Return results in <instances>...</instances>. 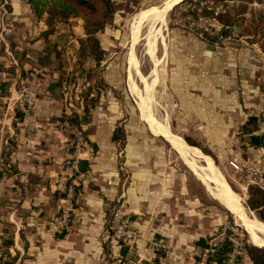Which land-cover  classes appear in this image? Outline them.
Returning <instances> with one entry per match:
<instances>
[{
  "label": "rangeland",
  "instance_id": "1",
  "mask_svg": "<svg viewBox=\"0 0 264 264\" xmlns=\"http://www.w3.org/2000/svg\"><path fill=\"white\" fill-rule=\"evenodd\" d=\"M8 1L0 0V10L5 12L8 9L6 7ZM112 1L117 5L114 15L96 32L103 48L99 64H95L93 56L81 53L80 39L86 40L87 36L82 15L69 14L67 17H57L52 32L44 35L43 30L48 27L46 17L44 15L38 18L30 6L31 18L20 20L21 30L12 32V37L8 36L5 42L6 54L10 57L11 63L7 57H2L0 62V82L11 77H13L11 82H14L12 90L8 89L10 83L6 89H0V99L12 103L15 112L18 109L17 111L29 115L36 107L37 98L44 99L47 107L45 109L49 111V121L55 122L54 125L64 138L68 137L66 141L68 156L62 163L60 174L63 195L64 187L72 177H75V210L68 231L76 217L75 200L79 192L76 185L79 184L80 173L79 170L74 173L73 169L68 170L66 166L76 155L79 157L86 155L93 159V156L99 153L92 140H89L97 133L101 147L108 146L113 149V166L119 187L117 196L106 204L107 214L117 216L115 220L108 221L110 234L118 242L131 248L139 238L146 236L153 257L157 256L162 260L169 258L177 249L184 251L182 247L175 249L172 238L166 234L159 232L145 234L142 223L145 222L144 218L150 217L151 211L145 207H142V210L129 209L128 188L134 182L131 172L135 165L124 144L127 142L138 144L139 139L133 137L140 133H151V130L159 134L158 141L162 143L159 148L162 152L159 154V162H164L168 169L172 165L178 175L183 173L191 197L195 201H201V211L211 220L208 235L216 233L221 225L230 229L236 249L241 255L238 264H250L243 245L256 244L251 234L245 229L239 217L228 210L221 200L218 201L219 198L212 189L210 190L211 185L208 181L203 176L194 175L181 152L162 133L150 128L130 88L132 24L138 16L159 8L168 0ZM192 3L209 9L214 7L212 13L202 12L212 23L208 30H204L202 24L195 22V10L189 8ZM217 12H222L225 18L230 15V21L225 24L217 16ZM256 22L258 26H255ZM222 28H225L223 33ZM200 31H203V36L197 33ZM190 36L201 43L199 49L192 44ZM212 36H215V39ZM0 39V42L4 41L1 36ZM178 39H182L184 43L178 42ZM154 40V35L146 44L141 40L135 46V54L141 73L144 75L154 73V97L159 104V115L167 118L169 132L178 135L183 142L186 141L184 136L192 135L196 140L190 138L198 143V146L193 147L200 146L202 151L205 150L203 151L205 154L198 149L214 160L211 159L218 169L223 185L236 191L244 199L246 207L259 217V211L262 209H252L247 201L250 185L264 190V148H260L263 149L262 152L260 150L256 152L254 150L256 146L246 145L247 135H242L241 129L249 113L264 115V0H179L168 9L155 44L152 43ZM206 43L215 45L218 50L213 54L216 55V62H220L216 67L209 60L213 52L212 49L205 48ZM178 51H184L185 55L189 53L182 61L186 66L184 75L187 77L183 86L186 87L184 93L178 92L181 88L178 84L182 66L181 61L176 58ZM193 52L196 54L191 55ZM4 64L9 71H1L5 67ZM133 78L142 95H146L140 74L135 70ZM50 85L53 87H49ZM22 87H26L30 94L29 106L24 104L26 108L24 110L18 106L24 103L23 95H20ZM235 87H240V92L235 91ZM47 88H50L48 92ZM91 95H98L95 102L91 101ZM16 97L18 101H15ZM254 99L259 100L258 104H254ZM225 101L230 102L228 106ZM44 102L42 100L40 104ZM86 102L89 105L87 114L84 110ZM235 104L238 106H234ZM115 125L124 128V137L113 141L108 135ZM256 131L264 132V121H259ZM126 132L129 134L127 140ZM80 140L82 142L76 147V141ZM186 142L184 143L190 144ZM3 144L0 171L9 166L4 157ZM233 157L241 163L242 169L238 170L228 163ZM254 170L258 171L257 174L253 173ZM174 177L175 172L171 179ZM254 179L260 180V184L254 182ZM172 180L168 181V185L173 183L178 185L176 179ZM158 185L162 187L160 182ZM166 215L171 214L167 211H155L154 216L161 221L160 218L166 219ZM131 218H134L133 221ZM163 221H167L168 224V220ZM119 229H123L124 233L117 237L115 234ZM150 232H155V229ZM1 246L4 251V246L2 244ZM190 246L191 254L199 251L196 245ZM201 257H204V254ZM7 258L8 255L5 253L2 259ZM184 259L187 260L188 257Z\"/></svg>",
  "mask_w": 264,
  "mask_h": 264
},
{
  "label": "crops",
  "instance_id": "2",
  "mask_svg": "<svg viewBox=\"0 0 264 264\" xmlns=\"http://www.w3.org/2000/svg\"><path fill=\"white\" fill-rule=\"evenodd\" d=\"M29 6L24 0H9L6 6L8 9L5 12L0 10V36L4 38L2 39L4 41L0 42V62L2 57H7L11 63L10 57L6 54L5 42L8 36L12 37V32L21 30L20 20L31 18L32 11ZM4 29L6 30L3 31ZM192 38L191 36L189 38L192 44L199 49L201 43ZM177 41L184 43L182 39ZM207 45L206 43L205 48ZM217 51L215 46L209 57L215 67L220 63L216 62V55L213 56ZM190 54L195 55L196 53ZM187 55L189 53L185 55L184 51H178L176 56L177 60L182 63L180 84H178L181 86L178 92L182 93L186 90L183 86H185V80L187 81L184 75L186 66L182 61ZM20 62L22 63V60ZM7 70L6 65L1 69L3 72ZM12 78H9V91L12 90L11 87L14 84L11 82ZM153 83L151 88L154 93ZM48 89L50 88H47V92ZM234 90L240 92V87H235ZM44 93L45 90L42 96ZM42 100L44 102V99L37 98L32 114L21 112L20 117L12 109V103L0 99V122H2L0 140L5 137L7 141L3 144V153H8L6 160L8 164L11 163V167L1 171L0 175V244L5 238L10 241L5 244L6 247L3 245L4 251L9 252L7 255L15 257V264H192L194 254L190 253L192 251L190 245L194 247L199 236L209 234L211 220L206 218L205 213L201 211V201H195L191 197L190 190L185 183V175L183 173L178 175L172 165L168 169L164 162H159V154L162 153L159 148L162 143L158 141L159 134L151 130V133H140L133 137V139H139L138 144L132 142L124 144L125 150L135 165L131 172L134 182L128 188L129 209L142 210V207H145L151 211L150 217L144 218L145 222L142 223L145 234L156 232L166 234L172 238L175 249L182 247L184 251L174 249L175 253L162 260L157 256L153 257L146 236L139 238L131 248L118 242L110 234L108 221L115 220L117 216L112 217L107 214L106 204L117 196L119 187L113 166V149L108 146L101 147L97 133H94L95 137L89 140H92L93 146L99 153L93 156V159L86 155L78 159L79 161L81 158H86L87 163L85 169L79 171L81 181L79 180V192L76 197V217H74L70 231L60 235L61 231L56 230L51 222L63 197H61L63 181L60 174L62 163L68 156V143H66L68 137L64 138L54 125L55 122L49 121V111L45 109L47 108L45 102L40 104ZM254 100L257 101H254V104H258L259 100ZM225 102L227 106L230 103ZM160 119L166 123L167 127V118L160 116ZM7 126L10 127V131ZM112 132L108 136L114 141ZM128 135L126 132V140ZM189 136L195 139L192 135ZM180 140L182 141L181 138ZM260 148L262 147L254 148V150L262 152L263 149ZM189 161L194 162L191 159ZM174 172L175 177L172 180L171 176ZM175 179L179 182L178 185L174 183L168 185V181ZM159 182L162 187H159ZM203 186L205 188V184ZM155 211H167L171 215H166V219L160 218V221L157 216H154ZM163 220H168V224ZM154 229L155 232H150ZM185 257L188 259L185 260Z\"/></svg>",
  "mask_w": 264,
  "mask_h": 264
},
{
  "label": "trees",
  "instance_id": "3",
  "mask_svg": "<svg viewBox=\"0 0 264 264\" xmlns=\"http://www.w3.org/2000/svg\"><path fill=\"white\" fill-rule=\"evenodd\" d=\"M31 7L33 13L41 18L45 15L46 23L48 27L43 30V34L47 35L53 30V23L57 17H67L69 14H79L82 15L84 19V27L86 31V40H81V53L89 54L93 56L95 64H99L102 55L103 48L100 44V39L96 35V32L104 27L107 20L111 19L114 15L117 5L112 0H25ZM191 1V0H190ZM214 7L206 8L199 7L197 12L212 13ZM194 12V11H193ZM217 16L227 24L230 21V15L224 17L222 12H217ZM258 26V22L255 23ZM221 32H225V28H222ZM215 39V36H212ZM9 84V79L0 82V89H6ZM91 101L95 102L98 95H91ZM84 110L87 114L89 112V105L86 102L84 104ZM18 116H22V113L16 111ZM259 121H264L263 114H257L255 112L249 113L247 118L242 124L241 134H246L245 144L249 146H256L264 148V132H257L259 127ZM124 137V128L122 126L116 125L112 132V138L114 140H119ZM185 139L192 145H198V143L192 140L190 137L184 136ZM204 150V149H203ZM205 151V150H204ZM7 154L4 153L5 159H7ZM11 167V163L4 170ZM1 175V171H0ZM78 188L80 184L76 185ZM249 198L248 205L252 209L261 208L259 211V217L264 220V190L258 188L257 186H249ZM63 194L61 193V197ZM77 205V200H75ZM66 231H61L60 235H63ZM232 231H227L226 236L221 239L218 243L210 245L209 241L212 235L199 236L196 239V246L199 249L198 252L194 253V264H228L227 257L228 253L231 252L235 247L234 239L232 238ZM10 241L5 238L2 240V245L6 247ZM4 247V249H5ZM210 247V250L206 252L204 257L201 255L204 253V248ZM243 248L249 257L250 264H264V248L260 249L255 245L249 243H244ZM125 251V249H124ZM6 253V252H5ZM9 254V252H7ZM6 253V255H7ZM241 258L240 253H236V263H239ZM15 257L8 255L6 260H3V264H15Z\"/></svg>",
  "mask_w": 264,
  "mask_h": 264
},
{
  "label": "bare ground",
  "instance_id": "4",
  "mask_svg": "<svg viewBox=\"0 0 264 264\" xmlns=\"http://www.w3.org/2000/svg\"><path fill=\"white\" fill-rule=\"evenodd\" d=\"M176 1L177 0H168L159 8L150 10L144 13L143 16H138L132 24V45L130 48L131 58L129 63L131 91L134 93L140 112L149 123L150 128L154 131L161 132L166 136V138L187 160L186 162L190 166L192 172L196 175L203 176L208 181L209 185H211L210 190H213V193L219 198V201L221 200L223 205L239 217L245 229L251 234L253 240L257 243V246L264 247V221H262L252 210L246 207L244 199L241 198L236 191L230 190L225 187L226 185H223L217 167L208 156L204 155L198 148L182 142L178 135L169 132L166 123L162 122L160 119L159 104L155 99L151 88L154 73L144 75L139 70L138 60L135 54L136 44L141 40H144L146 44V41L152 39L153 35L155 36L153 42L154 44L156 43L157 34L160 33V27L165 20L166 13ZM134 70L140 74L143 87L146 90V95L144 96L134 81ZM189 159L194 162H190Z\"/></svg>",
  "mask_w": 264,
  "mask_h": 264
},
{
  "label": "built area",
  "instance_id": "5",
  "mask_svg": "<svg viewBox=\"0 0 264 264\" xmlns=\"http://www.w3.org/2000/svg\"><path fill=\"white\" fill-rule=\"evenodd\" d=\"M189 8L198 11L199 10V6L196 5L195 3H192L189 5ZM195 22H197L199 25L202 24L204 27V30H208V27L212 25V23L210 22V19H208V17H206L205 15H203L201 12H197L196 16H195ZM199 34V36H203V31L197 32ZM23 95L24 98V103L19 104V109L24 110L26 109L24 107V104H26V106H29L30 103V94L29 91L27 90L26 87H22V91L21 94ZM15 101H18L17 97L15 98ZM18 104V103H17ZM6 142L5 138H1L0 140V155L2 152V144ZM79 142H82V140L80 141H76V147H78ZM88 150H90V148H88ZM78 151V149L76 150ZM78 159L79 156L76 155L74 157V159L71 161V163H69L66 166V169H73L74 173L76 171H78ZM1 156H0V168H1ZM228 163L236 168V169H242V165L241 163H239L237 161V159L231 158L229 159ZM257 170H254L253 173L257 174ZM254 182L259 183L260 180H253ZM75 177L71 178V181L64 187V195L61 199L58 211L55 213V215L52 218V226L58 230V231H68L69 227H70V222L73 219V213L75 210V206H74V197L76 194V190H75ZM260 184V183H259ZM227 231H231L230 229H227L226 227H224V225L219 226V229L217 230L216 233L212 234V237L209 241L210 245L216 244L218 243L221 239H223L226 236V232ZM135 234V231H132ZM124 233L123 229H119V231L115 234L117 237H120L122 234ZM210 250V247H206L204 248V256L206 254L207 251ZM236 253H239V250L236 249V246L234 247V249L228 253V257H227V263L228 264H238L236 263ZM5 253L2 250V246L0 244V264H3V257H4Z\"/></svg>",
  "mask_w": 264,
  "mask_h": 264
},
{
  "label": "water",
  "instance_id": "6",
  "mask_svg": "<svg viewBox=\"0 0 264 264\" xmlns=\"http://www.w3.org/2000/svg\"><path fill=\"white\" fill-rule=\"evenodd\" d=\"M207 48L213 50V49L215 48V45L208 44V45H207ZM86 163H87L86 158H81V159L78 161V163H77L78 170H79V171H83V170L85 169ZM260 219H261V218H260ZM254 245H255V244H254Z\"/></svg>",
  "mask_w": 264,
  "mask_h": 264
}]
</instances>
